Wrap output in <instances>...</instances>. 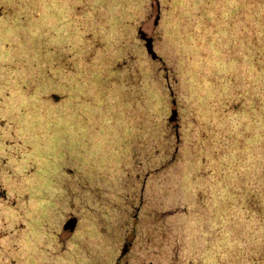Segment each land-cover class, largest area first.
<instances>
[{
    "label": "rangeland",
    "instance_id": "1",
    "mask_svg": "<svg viewBox=\"0 0 264 264\" xmlns=\"http://www.w3.org/2000/svg\"><path fill=\"white\" fill-rule=\"evenodd\" d=\"M0 264H264V0H0Z\"/></svg>",
    "mask_w": 264,
    "mask_h": 264
},
{
    "label": "water",
    "instance_id": "2",
    "mask_svg": "<svg viewBox=\"0 0 264 264\" xmlns=\"http://www.w3.org/2000/svg\"><path fill=\"white\" fill-rule=\"evenodd\" d=\"M158 13L156 12L153 18V25L157 22ZM137 37L142 41L146 53L149 55L151 59H157L158 55L152 48V39L149 35L146 34L144 30H139L137 32ZM175 109H171L170 115H168L167 119L169 121L174 120L175 118ZM76 223L75 217H68L61 225L62 231H72ZM127 244L124 243L122 248L120 249V254L122 255L127 250Z\"/></svg>",
    "mask_w": 264,
    "mask_h": 264
},
{
    "label": "trees",
    "instance_id": "3",
    "mask_svg": "<svg viewBox=\"0 0 264 264\" xmlns=\"http://www.w3.org/2000/svg\"><path fill=\"white\" fill-rule=\"evenodd\" d=\"M124 59H129V60H130V58H124ZM156 60L159 61V60H160V57L158 56ZM159 69H160V68H159ZM165 72H166L165 68L162 67V68H161V72H159V73L162 74V78H163V77H165V78L167 77V74H166ZM159 73H158V74H159ZM165 78H164V79H165ZM160 80L165 81V80H163V79H160ZM166 82H167V80H166ZM167 83H168V82H167ZM167 85H168V87H167V92L170 93V91H171L172 88L170 87L169 83H168ZM247 200L249 201V203H252V202L254 201V199H253V193L247 194ZM250 200H251L252 202H251ZM120 249H121V248H120ZM119 255H121V254H120V250H119Z\"/></svg>",
    "mask_w": 264,
    "mask_h": 264
}]
</instances>
